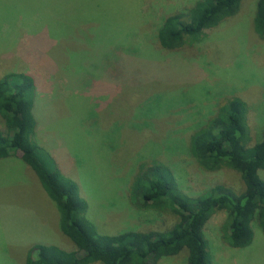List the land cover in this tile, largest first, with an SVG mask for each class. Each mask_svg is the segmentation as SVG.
I'll return each mask as SVG.
<instances>
[{"label":"rangeland","instance_id":"374dc122","mask_svg":"<svg viewBox=\"0 0 264 264\" xmlns=\"http://www.w3.org/2000/svg\"><path fill=\"white\" fill-rule=\"evenodd\" d=\"M195 1L0 0V76L14 70L35 76L39 152L77 184L100 232L164 230L174 223L167 210L130 203L142 164L162 163L189 196L217 184L243 189L235 171L200 167L189 144L231 96L246 103V145L261 136L264 40L253 31L256 0H242L233 16L204 30L199 41L161 48L156 36L163 18ZM112 51L119 65L111 62ZM259 174L264 179V169ZM224 219L217 211L204 227L214 262L264 264L258 225L252 222V242L237 248L222 237ZM36 243L74 248L33 170L17 155L2 158L0 264H24ZM186 259L181 251L156 264Z\"/></svg>","mask_w":264,"mask_h":264},{"label":"trees","instance_id":"16d2710c","mask_svg":"<svg viewBox=\"0 0 264 264\" xmlns=\"http://www.w3.org/2000/svg\"><path fill=\"white\" fill-rule=\"evenodd\" d=\"M241 1L197 0L187 10L165 16L157 30L159 46L173 50L199 41L204 30L233 16ZM252 25L254 33L264 40V0H256ZM116 51H112L111 62L114 58L119 65ZM36 92L33 74L14 70L0 76V159L17 155L33 170L59 212L60 231L74 248L32 244L24 264H156L181 251L187 253V264H216L204 227L217 211L225 213L220 229L230 246L241 248L252 242L253 221L264 235V179L259 174L264 169V121L259 140L246 145V103L240 97L227 98L195 130L189 151L203 169L235 171L243 189L234 192L217 184L189 196L177 189L162 163L142 164L129 189L130 203L138 209L167 210L176 217L174 223L164 230L106 234L88 218L87 202L79 196L77 184L59 168L50 167L39 152L33 113Z\"/></svg>","mask_w":264,"mask_h":264}]
</instances>
